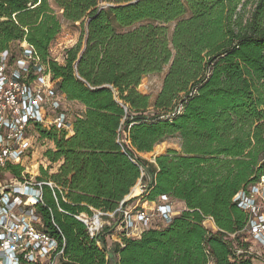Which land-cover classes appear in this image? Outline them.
<instances>
[{"label":"trees","instance_id":"16d2710c","mask_svg":"<svg viewBox=\"0 0 264 264\" xmlns=\"http://www.w3.org/2000/svg\"><path fill=\"white\" fill-rule=\"evenodd\" d=\"M132 1L0 0V51L32 47L58 92L84 107L69 136L33 130L58 165L36 177L54 185L42 186L36 213L63 251L59 264H111L75 216L116 211L145 181L139 165L153 176L144 201L167 196L183 208L166 227L114 244L115 264H253L233 199L264 177V0ZM64 23L81 35L58 64L50 48ZM162 73L153 100L138 91ZM171 137L179 152L139 157ZM6 169L21 179V167Z\"/></svg>","mask_w":264,"mask_h":264},{"label":"built area","instance_id":"2783aa9c","mask_svg":"<svg viewBox=\"0 0 264 264\" xmlns=\"http://www.w3.org/2000/svg\"><path fill=\"white\" fill-rule=\"evenodd\" d=\"M68 103L56 89L48 65L40 61L32 47L22 43L18 53L11 47L0 51V264H59L63 251L58 241L44 231L36 213V206L42 202V186L52 189L54 185L36 181L25 163L36 139L34 126L54 127L67 136L72 133L73 121L65 108ZM8 166L21 167V179L12 177ZM140 171L145 181L137 182L116 211L90 209V214L75 216L100 248L98 237H102L106 251L111 249L113 236L112 243L121 245L122 238L135 239L150 228L166 227L181 212L175 208L178 202L167 196L144 201L141 195L146 191L147 177ZM134 198L138 199L125 204ZM233 202L247 216L238 233L242 243L264 252V177L241 190ZM206 222L213 224L210 218L205 226ZM105 231L109 233L103 234ZM243 253L236 249L237 255ZM247 253L253 257L252 250Z\"/></svg>","mask_w":264,"mask_h":264},{"label":"rangeland","instance_id":"374dc122","mask_svg":"<svg viewBox=\"0 0 264 264\" xmlns=\"http://www.w3.org/2000/svg\"><path fill=\"white\" fill-rule=\"evenodd\" d=\"M172 27L173 25L171 24L169 26L170 32L172 31ZM80 35L81 29L79 23L75 25L64 23L61 29V33L51 45V57L56 59L60 64H62L64 61V51L70 48L71 46H74L78 41ZM10 47L14 53H18L20 44L13 43ZM162 78L163 73L160 75L145 77L141 82L142 86L138 87V91L141 92L143 95L151 96V100H153L161 88ZM65 108L67 110L68 118H70L72 121L75 119L76 115H79L81 114V112H83L80 110V106L76 102H69ZM28 134H30V132H28ZM122 136L124 138V135ZM33 144V149L30 152L29 158L25 163V166L30 167L36 177L40 176L41 169L46 170L49 174L55 172L57 170L58 165L50 163L44 157L45 152L53 148V144L47 140H42L39 138H36ZM168 150H175L177 152L180 151V140L177 137L165 139V141L154 147L151 154L149 153L150 155L142 157L140 156V158L148 160L151 156L158 157L160 155L165 154ZM175 208L179 211L181 208H183V204H176ZM205 227L208 230H213V224H211L210 222H206ZM113 244L114 243L109 242V245L111 246L110 248H112ZM247 250H252L253 257L251 258V261L253 264H264V262L262 261V256L264 255V252L260 251L257 246L251 244L249 245Z\"/></svg>","mask_w":264,"mask_h":264},{"label":"water","instance_id":"95a60500","mask_svg":"<svg viewBox=\"0 0 264 264\" xmlns=\"http://www.w3.org/2000/svg\"><path fill=\"white\" fill-rule=\"evenodd\" d=\"M137 1H138V0H134V1L130 2V3H128V4H133V3L137 2ZM108 7H113V5H112V4H105V5L101 6V7L99 8V10L104 9V8H108ZM86 27H87V24H86ZM83 51H84V50H83ZM83 51L81 52V54L83 53ZM104 88L111 89V87L108 86V85H104V86L100 87V89H104ZM176 109H177V108H176ZM155 158H156V157H154V159H155ZM139 167H140V169L142 170V172L145 174V176L147 177V184H146V187H145V189H146V191H147L148 186L151 185L152 182H153V176H152V174L150 173V171H149V169H148L147 167H145V166H143V165H139ZM114 227H115V225L111 228V230H113ZM108 233H109V231H105L103 234H108ZM98 241H100V243H101V245H102V249L105 250V252H106V256H107V259L111 262V264H115V261H114V254H113L111 251H106L101 236L98 237Z\"/></svg>","mask_w":264,"mask_h":264},{"label":"crops","instance_id":"0c3cea01","mask_svg":"<svg viewBox=\"0 0 264 264\" xmlns=\"http://www.w3.org/2000/svg\"><path fill=\"white\" fill-rule=\"evenodd\" d=\"M141 86H142V84L140 85V87H141ZM74 103H75V102H74ZM79 106H80V110H81V111H84V107H83L82 105H80V104H79ZM150 154H151V153H150ZM150 154H139V157H140V156H141V157H142V156H147V155H150ZM154 157H155V156H153V157L151 156L147 161L154 163ZM152 158H153V160H152ZM177 204L181 205V203H177ZM181 209H182V208H181ZM111 240H112V242L114 241V236L112 237Z\"/></svg>","mask_w":264,"mask_h":264},{"label":"bare ground","instance_id":"6f19581e","mask_svg":"<svg viewBox=\"0 0 264 264\" xmlns=\"http://www.w3.org/2000/svg\"><path fill=\"white\" fill-rule=\"evenodd\" d=\"M134 191H135V189L133 190V192H134ZM133 192H132V193H133Z\"/></svg>","mask_w":264,"mask_h":264}]
</instances>
